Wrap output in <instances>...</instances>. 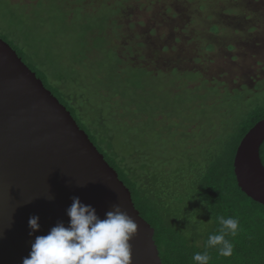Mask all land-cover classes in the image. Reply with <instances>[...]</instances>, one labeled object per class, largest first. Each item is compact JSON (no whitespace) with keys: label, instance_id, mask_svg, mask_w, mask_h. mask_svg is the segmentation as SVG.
I'll return each instance as SVG.
<instances>
[{"label":"trees","instance_id":"1","mask_svg":"<svg viewBox=\"0 0 264 264\" xmlns=\"http://www.w3.org/2000/svg\"><path fill=\"white\" fill-rule=\"evenodd\" d=\"M57 1V5L55 1L53 5L64 17V29L77 31L82 39L89 34L92 43L88 51V48H81L65 66L58 68L47 63L49 50L28 41L31 39L28 28H15L18 16L10 14V26L1 28L0 36L67 107L105 159L117 170L131 191L136 208L155 229L154 239L163 264H195L193 254L205 251L211 256L209 264H264V204L241 189L233 163L243 136L264 118V98L257 97V101L240 108L237 114L235 110L231 111L229 102L237 101L242 89L220 92L218 85L200 81L193 86L196 91L202 90L196 96L194 108L208 104L207 112H216L218 116L225 113L230 119L224 120L223 125L226 123V126L218 135L212 131L210 136L204 132L198 135L194 131L187 132L184 128L188 120L183 119L185 107L174 108L176 114L157 112L160 103L163 106L165 101L161 97L163 92L152 86L151 81L160 80L159 73L132 64L109 45L111 33L106 29L111 24L115 25L119 9L101 4L91 11L87 10L84 0ZM173 71L179 74L176 68ZM83 72L90 74L87 80H82L81 77L86 75ZM189 73L186 75L194 78L190 81L198 78V73ZM106 76L111 81L103 82ZM96 81L99 83L97 87L94 86ZM180 86V83L175 85ZM259 88L264 89V83H258L243 93L249 97L250 92H258ZM93 96L101 98V103L93 101ZM215 106L217 111L213 109ZM203 107L201 110H205ZM163 115L183 126L181 131L184 133L199 138L194 139L195 144L202 142L205 145L202 148L195 145L201 148L197 152L199 154L196 153L200 160H194L195 154H187L189 160L195 161L191 162L190 172L186 171L184 160L168 169L167 165L160 166L163 161L159 162L155 157L151 138L159 132L156 122ZM195 121L201 132L204 128H201V121ZM207 123L212 125L213 122L207 118ZM152 129L153 134H150ZM206 139L208 144L203 141ZM260 157L264 164V141L260 146ZM171 182L177 188L170 187ZM180 183H186V187L181 188ZM217 215L233 216L240 221L238 234L227 237L234 244L233 253L228 257L220 256L215 248H207L209 235L217 234L220 229Z\"/></svg>","mask_w":264,"mask_h":264},{"label":"rangeland","instance_id":"2","mask_svg":"<svg viewBox=\"0 0 264 264\" xmlns=\"http://www.w3.org/2000/svg\"><path fill=\"white\" fill-rule=\"evenodd\" d=\"M54 1L56 4L57 0H0V29L10 26V14L18 16L15 28H28L31 37L28 41L49 50L47 63L60 68L69 63L81 48H88V51L92 43L89 34L84 35L83 42L77 31L64 29V17L55 10ZM83 3L91 11L101 4L119 9L115 25L111 24L106 29L111 33L109 45L132 64L159 73L161 79L151 81L152 86L163 92L161 97L165 101L163 106L160 103L157 112L175 113L177 106L185 107L183 119L193 121L185 122L187 126L184 128L163 115L156 122L159 132L151 139L155 157L159 162L163 161L160 166L167 165L166 168L170 169L174 163L184 160L187 164L185 169L190 172L193 160H189L187 154H195L194 160L201 159L197 152L205 145L202 142L195 144L196 137L181 129L194 131L195 135L204 132L206 136H210L211 131L216 135L224 131L226 123L223 125V122L228 115L207 112V103L204 107L194 108L196 96L202 90L196 91L193 86L200 81L218 85L220 92L242 89L238 91L242 98L229 102L231 111L235 110L237 114L240 108L257 101V97L264 98L261 87L258 92H250L249 97L243 93L258 83H264V0H84ZM17 40L20 42L18 36ZM174 68L179 74L173 71ZM188 71L198 73V78L190 81L194 78L186 75L190 74ZM83 73L86 75L81 77L82 80H87L90 74ZM102 81L106 83L111 79L106 76ZM178 83L181 86L175 87ZM97 85L96 81L94 86ZM178 98L179 104L176 105ZM92 100L99 104L102 101L97 96ZM202 107L205 110H201ZM213 109L218 110L217 106ZM206 117L212 120L213 126L206 124ZM195 119L201 121V128L204 127L201 132L196 128ZM150 134H153V129ZM203 141L205 144L209 142L207 139ZM184 184L180 183L181 188L186 187ZM170 187L177 188V185L171 182Z\"/></svg>","mask_w":264,"mask_h":264},{"label":"water","instance_id":"3","mask_svg":"<svg viewBox=\"0 0 264 264\" xmlns=\"http://www.w3.org/2000/svg\"><path fill=\"white\" fill-rule=\"evenodd\" d=\"M264 118L239 142L234 171L241 189L264 204L260 146ZM73 197L104 218L114 205L137 223L132 264H163L154 227L136 208L117 170L71 112L0 36V264H22L38 235L67 226ZM39 216L32 235L29 218Z\"/></svg>","mask_w":264,"mask_h":264},{"label":"clouds","instance_id":"4","mask_svg":"<svg viewBox=\"0 0 264 264\" xmlns=\"http://www.w3.org/2000/svg\"><path fill=\"white\" fill-rule=\"evenodd\" d=\"M67 226L57 222L46 235H38L31 244L22 264H132L131 239L138 232V223L119 205L101 218L91 205L73 197L67 209ZM39 216L29 218V234L39 230ZM220 225L217 234H211L207 248H215L222 257L231 256L234 244L227 237H235L240 228L238 218L217 215ZM195 264H209L208 251L192 256Z\"/></svg>","mask_w":264,"mask_h":264}]
</instances>
